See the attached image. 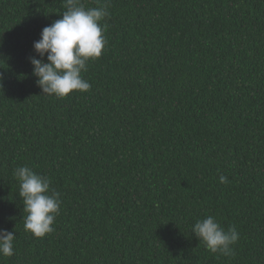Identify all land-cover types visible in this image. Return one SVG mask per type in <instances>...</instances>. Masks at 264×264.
I'll return each instance as SVG.
<instances>
[{"label": "trees", "instance_id": "obj_1", "mask_svg": "<svg viewBox=\"0 0 264 264\" xmlns=\"http://www.w3.org/2000/svg\"><path fill=\"white\" fill-rule=\"evenodd\" d=\"M82 3L108 6L106 46L90 90L57 98L29 57L64 0H0V264H264V0ZM19 166L61 194L41 238ZM209 215L236 227L232 255L192 233Z\"/></svg>", "mask_w": 264, "mask_h": 264}, {"label": "clouds", "instance_id": "obj_2", "mask_svg": "<svg viewBox=\"0 0 264 264\" xmlns=\"http://www.w3.org/2000/svg\"><path fill=\"white\" fill-rule=\"evenodd\" d=\"M66 9L61 18L45 26L40 39L34 41L35 55L29 57L32 75L43 95L64 98L70 93L90 90L84 79L90 61L101 57L106 46L103 21L109 16L108 6L85 8L82 0H64ZM39 57V58H37ZM46 57V60H45ZM0 74V89L3 88ZM13 175L19 182V198L23 201L24 229L36 238L54 231L55 218L60 213V193L50 187V180L27 166L17 167ZM227 183V177H219ZM192 233L202 241L211 253L224 256L233 254L232 246L239 240L235 226L222 227L215 217L209 215L197 220ZM15 235L0 229V255H14Z\"/></svg>", "mask_w": 264, "mask_h": 264}]
</instances>
